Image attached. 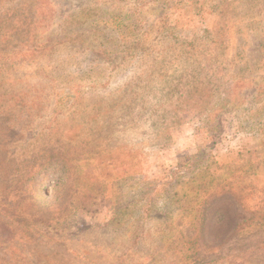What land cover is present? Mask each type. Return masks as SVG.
<instances>
[{"label":"rangeland","instance_id":"374dc122","mask_svg":"<svg viewBox=\"0 0 264 264\" xmlns=\"http://www.w3.org/2000/svg\"><path fill=\"white\" fill-rule=\"evenodd\" d=\"M0 264H264V0H0Z\"/></svg>","mask_w":264,"mask_h":264}]
</instances>
